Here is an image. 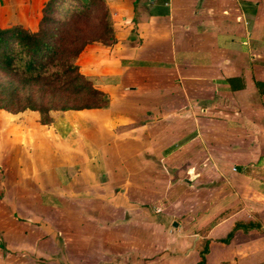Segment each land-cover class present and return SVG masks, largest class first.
<instances>
[{"label": "crops", "instance_id": "obj_1", "mask_svg": "<svg viewBox=\"0 0 264 264\" xmlns=\"http://www.w3.org/2000/svg\"><path fill=\"white\" fill-rule=\"evenodd\" d=\"M46 1L0 0V28L36 31ZM104 2L115 42L76 65L107 108L57 127L0 111V155L19 148L0 173L7 252L51 239L29 264H264V0Z\"/></svg>", "mask_w": 264, "mask_h": 264}, {"label": "trees", "instance_id": "obj_2", "mask_svg": "<svg viewBox=\"0 0 264 264\" xmlns=\"http://www.w3.org/2000/svg\"><path fill=\"white\" fill-rule=\"evenodd\" d=\"M114 42L104 0H47L36 31L0 28V110L34 112L49 125L51 112L106 109L107 95L75 62L86 46Z\"/></svg>", "mask_w": 264, "mask_h": 264}, {"label": "rangeland", "instance_id": "obj_3", "mask_svg": "<svg viewBox=\"0 0 264 264\" xmlns=\"http://www.w3.org/2000/svg\"><path fill=\"white\" fill-rule=\"evenodd\" d=\"M82 61V60H81ZM81 61H79V63L81 62ZM76 63V62H75ZM107 108V107H106ZM1 111V110H0ZM3 112V111H2ZM24 112H27V111H24ZM53 112H51L50 114H49V116L52 114ZM7 114V113H6ZM58 114V115H57ZM55 113V116H56V122H55V124H54V122H53V125H55L56 127L57 126H62V124L64 123V119L63 118H60V116H61V114H59V112L58 113ZM1 117H7V115H4V116H1ZM4 120V118L2 119V118H0V124L2 123V121ZM4 122H6V121H4ZM51 122H52V120H51ZM39 123V122H38ZM52 125V124H51ZM49 126H50V124H49ZM12 134H15V133H13V132H11ZM18 134H15V136H17ZM19 148H17V149H14L13 147L10 149V150H8L9 151V153L8 154H5L3 157L1 156V158H0V173L2 172V171H5L4 169H7L6 171H9V172H13V168H14V162H17L18 161V159H19V157L18 158H16V160H15V157H17V156H19V150H18ZM0 154H1V151H0ZM11 170V171H10ZM1 177V176H0ZM0 193H1V190H0ZM30 206V208L31 209H34V208H36V206L35 205H29ZM29 206H27L28 208H29ZM8 207H9V209H10V211H12V209H13V205L12 204H10V205H8ZM40 212H43V211H40ZM9 219H11L10 217H8ZM44 221V219L41 221V222H43ZM50 222L52 223V222H54V221H52V220H50ZM56 222V221H55ZM38 223V221H33V222H25V224H22V225H20V227H19V230H20V232L21 233H24L25 231H29L30 229H34L33 227H35V225H38L37 224ZM6 224H8L9 225V227L11 228V229H16V227H15V223L13 224V221H11V220H9V221H4L2 218H0V228H1V230L2 229H5L6 228ZM58 224H60L61 225V222H58ZM33 226V227H32ZM40 227V226H39ZM45 228V227H44ZM44 228H42V229H44ZM41 229V228H40ZM56 229H58V227L56 228ZM24 231V232H23ZM44 231V230H43ZM34 236L36 237H40V236H42V233H40V234H34ZM34 236H32V237H30V238H28L27 236H26V240L27 239H31V238H33ZM12 241V240H11ZM0 242H1V244H0V257H2L3 258V260L5 261V259L7 260V259H14V261L16 260V259H22V261L24 262V264H29L30 263V261H39L40 260V258L39 257H41L42 256V253H41V251H43V250H45V248H47V249H51V247H50V244H51V239H47V240H45V242H39V243H36V244H34L33 246H31L30 248H28V247H20V251H21V253L20 252H15V251H9V252H7V243H11L10 241H5L4 239H3V237L0 239ZM58 248L60 249V244L58 245ZM61 252H59V250H58V252H56V253H53V256H51L50 258L48 257V262H51V264H61ZM74 254H76V253H74ZM80 255V262L78 263V264H94L93 263V258H96V256L94 255V254H92V253H90V252H85V253H82V254H78L77 256H79ZM99 256H101V254H99V253H97V257H99ZM77 260H78V258L77 257H75ZM51 260V261H50ZM47 262V263H48ZM34 264H45V263H38V262H36V263H34ZM71 264H76V260H75V263H71Z\"/></svg>", "mask_w": 264, "mask_h": 264}]
</instances>
